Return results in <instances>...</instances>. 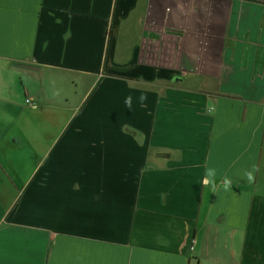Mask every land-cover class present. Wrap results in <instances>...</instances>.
<instances>
[{
	"label": "crops",
	"instance_id": "crops-1",
	"mask_svg": "<svg viewBox=\"0 0 264 264\" xmlns=\"http://www.w3.org/2000/svg\"><path fill=\"white\" fill-rule=\"evenodd\" d=\"M0 264H264V0H0Z\"/></svg>",
	"mask_w": 264,
	"mask_h": 264
},
{
	"label": "clouds",
	"instance_id": "clouds-1",
	"mask_svg": "<svg viewBox=\"0 0 264 264\" xmlns=\"http://www.w3.org/2000/svg\"><path fill=\"white\" fill-rule=\"evenodd\" d=\"M147 97L144 95H141L139 97V101L140 103L143 105L144 102L146 101ZM125 107L128 110H131L132 108V97L131 96H127L125 98ZM247 179L249 182H251L253 180V175L251 172L246 173ZM215 182H216V169L213 167H206L205 168V173H204V179H203V184L206 186H212L213 188L215 187ZM223 185L225 190L230 189L231 185H232V180L230 178L225 177L223 180Z\"/></svg>",
	"mask_w": 264,
	"mask_h": 264
},
{
	"label": "water",
	"instance_id": "water-1",
	"mask_svg": "<svg viewBox=\"0 0 264 264\" xmlns=\"http://www.w3.org/2000/svg\"><path fill=\"white\" fill-rule=\"evenodd\" d=\"M17 67L22 68V69H27L28 71H32L34 69L33 67L27 66L25 64L17 65Z\"/></svg>",
	"mask_w": 264,
	"mask_h": 264
},
{
	"label": "built area",
	"instance_id": "built-area-1",
	"mask_svg": "<svg viewBox=\"0 0 264 264\" xmlns=\"http://www.w3.org/2000/svg\"><path fill=\"white\" fill-rule=\"evenodd\" d=\"M26 103H27V104H30V102H29V101H26ZM30 105H32V106H33V104H30ZM191 250H192V249H191Z\"/></svg>",
	"mask_w": 264,
	"mask_h": 264
}]
</instances>
